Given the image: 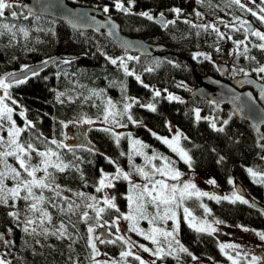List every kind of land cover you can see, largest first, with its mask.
Here are the masks:
<instances>
[{"label":"trees","instance_id":"trees-1","mask_svg":"<svg viewBox=\"0 0 264 264\" xmlns=\"http://www.w3.org/2000/svg\"><path fill=\"white\" fill-rule=\"evenodd\" d=\"M9 2L13 7L5 10V16L0 18V25H14L15 38L0 28V32L4 33L0 35V77L57 55L60 59L38 70L36 75L26 76L24 83H12L9 89L11 99L6 98L5 101L13 108L12 115L21 128L25 126V120L34 125L21 133L19 141L25 145L32 143L37 151L51 148L59 154L64 164L69 165L64 172L54 168H49V172L55 176L54 183L61 186L62 196L69 197L70 201L80 207L74 208L73 213L65 214L60 208L66 209L67 202L61 198L55 199L58 207H52L48 202L40 205L52 216L51 224L46 223L45 226L54 231L64 223L72 237L67 239L25 233L22 224L17 227V221L7 213L18 210L20 220L23 221L26 214L33 215L27 212L29 202L18 201L16 209L0 206V234L3 235L0 240V258L9 264H67L73 261L93 264L90 259L87 228L96 226L97 220L95 211L85 208V204L90 203L87 199L90 196L114 197L119 212L106 206L99 223L107 221L110 224L125 214L126 197L130 187L128 181H114L113 188L99 193L95 188L102 172L115 173L117 165L130 172L131 177L134 176L135 171L128 156H132V163L136 166L142 165L140 159L143 157L132 154L133 151L129 148L130 138L134 135L145 142L148 152H157L158 156L159 153L168 155L180 168L186 167L211 176L222 185L224 194L233 189L229 183L230 179L245 188L247 204L238 200L233 202V199L225 200L222 197L224 194L218 193V200L191 198L187 204L196 214H209L211 220L213 218L220 223L246 226L252 231L254 228L264 231V210L252 205L249 200L255 199L261 205L260 202L264 199V182H258L260 178L252 177L247 171L252 168L264 174V127L263 134L257 135L247 122L235 117L229 106L189 96L190 90L196 86L195 75H217L216 61L228 63V73L231 77L250 73L260 74L264 80V73L256 71L258 67L264 66V49L254 46L260 44L259 40L244 39L245 27L241 30L239 27L227 25L247 17V9L232 3L231 0H135L131 6L128 0H121L125 7H130V12L125 13L115 8V0H67L71 5H108L109 13L119 21L124 33L141 36L153 43H163L167 47L166 50L163 49L149 57L124 52L104 35H97L89 30L73 31L57 18L27 14L22 10L19 0ZM173 8L182 10L180 19H173L176 22L165 29L139 15L141 12L150 13L152 10L171 16L175 15L171 11ZM12 11H16L18 15L12 17ZM197 12L200 13L199 16L196 15ZM252 19L254 23L248 22L264 32V23L255 17ZM185 20L190 23H185ZM202 25H213L219 33L211 27L205 30ZM20 28L28 32L27 37L19 31ZM167 32H171V35H167ZM220 34H223V38ZM240 41L243 43L237 44ZM245 47L247 52L244 51ZM204 53L214 61H208L205 58L207 56L195 55ZM128 56L139 59L128 60ZM121 57L132 75H127L120 65ZM110 58L117 59V64L113 65ZM149 68L152 71H147ZM137 76L140 77L139 80L136 79ZM157 90L161 93L160 96H155ZM94 92L98 95H94ZM60 93L63 95H59ZM169 93H176L181 99L171 100ZM12 100L16 103L13 104ZM109 100L114 106L112 110L120 114L116 117L119 125L113 122L111 116L108 121L104 120ZM127 103H132V107L125 113L124 105ZM149 104L155 106L154 112L146 107ZM196 110H199V119L196 118ZM22 111L23 117L20 115ZM128 115L137 123L129 121ZM81 119L92 121L81 127L82 144L65 143L64 124ZM224 121L228 123L224 124ZM213 122L216 128L222 127L224 131L214 129ZM176 127L183 134L180 144L192 158L191 167H187L176 153L156 139V136L169 135ZM117 135L119 143L116 141ZM52 140L67 147L58 148L56 144L51 143ZM31 157V165L40 164L41 158L36 152H32ZM52 159L56 161V157ZM109 160L116 163H109ZM7 163L13 164L9 159ZM13 165L19 167L17 163ZM0 170H3L2 163ZM7 183L9 187L14 186L10 179ZM34 192L39 195L41 190L34 189ZM79 192H83L85 196L74 195ZM43 195L46 201L54 196L47 189L43 190ZM205 209L209 211L206 212ZM84 211L89 213L90 219L87 223L81 220ZM140 222L144 223L142 220ZM181 222L176 233L177 239L192 256H205L214 264L230 263L220 251L221 242L215 233L197 232L186 222ZM9 228L12 229L11 233L8 232ZM5 241L10 243L6 244ZM100 247L101 253L109 252L118 258L123 247L124 251L127 249L119 240L116 243L105 241L100 243ZM179 254L176 258L163 257L164 262L175 264L192 259L186 252ZM124 259L121 257L122 262ZM98 262L104 264L101 260Z\"/></svg>","mask_w":264,"mask_h":264},{"label":"snow or ice","instance_id":"snow-or-ice-1","mask_svg":"<svg viewBox=\"0 0 264 264\" xmlns=\"http://www.w3.org/2000/svg\"><path fill=\"white\" fill-rule=\"evenodd\" d=\"M135 0H128L129 6L133 5ZM232 3H235L236 5H239L241 8H245V4L241 3V0H231ZM253 3H255V0H252ZM262 3H264V0H261ZM13 7L12 3L9 2V0H0V18H3L5 16V10L11 9ZM115 8L119 11H123L125 13L130 12V7H125V5L121 2V0H115ZM103 11L105 13L109 12V8L105 6L103 8ZM173 13L179 17L181 14L180 8H173L171 9ZM247 11H249L253 16H257L259 21L261 23H264V15H258L257 12L253 11L251 8H247ZM260 12L264 13V7L260 8ZM18 14L16 11L11 12L12 17H16ZM139 15L146 17L149 20H153L154 17L149 12H141ZM197 16L200 15L199 12L196 13ZM160 20L161 23L167 27L168 24H174L175 20H165L164 19V13H160ZM26 18V17H25ZM185 23H190V21L185 20ZM247 24L246 21H241V26ZM195 26V25H193ZM14 25L9 24H2L0 25V28H3L5 31L12 34V37L15 38V32H13ZM202 27L207 30L209 27L213 29V31H217L219 33V30L216 29L213 25H202ZM20 32L23 33L25 37L28 36V32L20 28ZM245 31L251 32V35L254 37H257L260 41L264 42V32H260L257 30H251L250 28H245ZM3 32H0V35H3ZM220 37L223 38V34H220ZM243 41L237 42V44H241ZM256 47H259L260 49H264V43H260L258 45H254ZM219 51V49H217ZM245 52L248 51L247 47L244 49ZM199 55V54H195ZM208 58V57H205ZM128 60L133 59H139L138 57H132L128 56ZM254 59V58H253ZM65 63H68V61H64ZM110 62L113 65L117 64V59H111ZM47 63V62H45ZM120 65L123 67L125 73L127 75H132L133 73L128 70V67L126 63L124 62V58H120ZM147 71H152L151 68L147 69ZM257 72L264 73V66L259 67L256 69ZM36 72H32L31 75H36ZM8 77L13 78L14 82L16 84H22L26 81L27 77H17L15 73H9L7 74V77H0V89L3 90V95H0V130L4 129L3 121H8L10 123V126L6 129L8 139L5 140L4 137L0 136V147L4 148V151H0V163L3 164V170H0V206L4 207H10L13 209H16L17 202L20 200H23L27 203V212L32 213L33 215H27L23 221L20 220V212L18 210L9 211L7 214L8 216L12 217L14 220L17 221V227H20L21 224L23 225L22 230L25 233L29 234H36L41 236H48L53 235L57 236V238H67L72 239V237L68 234L67 228L64 223H61L58 228H56L54 231L50 230L48 227L45 226V224H51L52 222V216L49 213V211L40 205H42L45 202H48L51 204L52 207H58V205L55 202L56 198H61L63 201L67 202L66 209L60 208L62 212H65V214L73 213L74 208H79V204H75L74 201H70L69 197L62 196V189L59 184H55V176L49 172V168H54L58 170L59 172H64L65 169L69 167V165L64 164L60 160L59 154L52 150L51 148L47 149L46 151H37V149L34 148L32 143H27L26 145L24 143H21L19 141V137L22 132L26 131L28 128L34 127L31 121L25 120V126L23 128L17 127L15 121L12 118L13 108L10 107L6 102L7 99H11L9 95V89L12 86V81L8 80ZM137 80L140 79L139 76L136 77ZM145 87H148L145 85ZM94 95H98L97 93H93ZM155 96H160L161 93L157 90L155 91ZM59 95H63V93H60ZM261 96L264 97V91H262ZM169 99L171 100H177L178 97L175 96H169ZM136 102V101H133ZM12 103L15 104L16 101L12 100ZM132 107V103H127L124 105V112L127 113ZM151 111H155V106L152 104H149L146 106ZM114 106L112 105L111 100L107 102V107L105 109V115L104 120L108 121L109 116L113 118V122L119 125V120L116 119L118 115H120L118 112L113 111L112 109ZM20 115L23 117L24 112L22 111ZM196 118L199 119V110H196ZM127 119L131 121L133 124L137 123L135 120H133L131 115L127 116ZM63 123V122H62ZM84 123H92L91 120H84ZM224 124H227L228 121H224ZM67 127V125H64ZM125 126V125H120ZM212 127L216 129L217 131L223 132L224 129L216 128L215 122L212 123ZM105 131H108V129H105ZM155 136L156 134L153 133ZM183 136L182 133H177L175 136H173L172 139H168L167 137H160L156 136V139L160 140L164 145H166L173 153H176L180 159L189 165L191 167L192 164V158L189 155L188 151H186L183 147L180 145L181 137ZM184 139H187V137H183ZM116 141L119 143V136H116ZM52 144H56L58 148L60 147H67L63 144H57L56 140L51 141ZM133 149L136 152L137 155H141L144 157L146 161V165H151V170L146 171L145 167L136 166L132 163V156L129 155V163L132 165L134 171L136 174L141 176L143 180L145 181L143 184L140 183H134L131 179V173L124 171L119 165L116 166V170L114 174H107L103 173L101 175L100 180L98 181V186L95 188L96 192H101L104 189L107 188H113L114 181L124 180L129 182V194L127 195L126 199L128 201L129 206V212L127 214H122L123 219L130 222L129 231L136 232L137 234L144 237L146 240H150L152 244L156 245L155 250H152L148 247H145L144 245H139L140 248L143 249L144 252H152V255L155 256L157 259H162L166 255H171L173 251H176L177 249L180 252H186L189 256H192L190 252H188V249L185 248L177 239L176 233L178 232V223L176 224V227H174L171 231L165 230L160 227H152L150 231L145 232L143 229L139 227V221L140 220H147L150 225L155 224V222L159 221H176V212L175 208L180 207V205L189 198L192 197H203V196H209L207 192H202L199 189H197L196 185L194 183L190 182H183L182 185L178 183H169L168 181H180L181 173L179 170L174 168L172 166V163L169 161V158L166 156H157L155 153L153 155L149 156L146 152L143 150L146 149L148 146L143 144L140 140H132ZM264 147V145H262ZM71 151V149H69ZM36 152L37 156L41 158L40 164L32 166L30 164L31 161V153ZM121 155H124V153H121ZM8 157H14L15 160L18 163V168L13 167L12 165L7 163ZM52 157H56V161H53ZM161 160L162 164L160 166H157L152 163V161L155 160ZM223 157H221V160ZM109 163L115 164V161L109 160ZM249 174L252 177H259L260 180L258 182H264V174L258 173L254 171L252 168L247 169ZM38 172H43V177H37ZM26 174V175H25ZM159 177V178H157ZM12 180L14 182V186L9 187L6 184L7 180ZM209 183L215 184L214 180L209 181ZM229 183H234L231 179L229 180ZM34 189H40L41 192L39 195H37L34 192ZM49 190L54 194L52 198H47L43 195V190ZM22 193H24L22 195ZM77 197H84L85 194L83 192L75 193L74 194ZM210 199H220L219 197L211 196ZM89 201H92L90 203L85 204V208L87 209H93L95 211V219L97 220V224L99 227L103 228L105 224L108 222L105 221L103 224H100L99 221L101 219V214L104 213L105 208L104 207H97V198L95 196H90L87 198ZM223 199L228 200L229 197L225 196ZM241 201L242 203L247 204L248 201L244 199V197L236 192L233 193V202L235 201ZM11 202V203H10ZM103 204L107 206V208L110 209H116L117 212H119V209L117 208L114 197L108 198L107 196L103 199ZM149 206L154 207V212L149 213L148 208ZM206 212H208V209H205ZM38 215H35L37 214ZM184 218L188 220L190 217H192V213L189 211L188 208H184ZM89 217L88 211H84L81 215V220H83L85 223H87ZM194 219V218H193ZM216 223H220V221H216ZM116 224V221H113V225ZM189 226L195 228L197 232H215L216 229L213 228L211 225H205L203 222L200 225H196L189 222ZM39 229V231H38ZM12 229L9 228L8 232L11 233ZM116 231L119 232V227H116ZM88 232V247L91 249V257L90 259L93 261V264H99L98 261H96V256H98L100 253L97 249L95 240H99L100 243H105L104 240L100 239L99 236L94 237L95 229L93 226H88L87 228ZM261 240H264V232L258 233ZM163 238L164 243L167 245V251L164 246H162L161 239ZM3 239V235L0 234V240ZM123 241L124 244L128 245L127 251H122L120 253L121 257H129L133 256L134 253L131 251V248L133 247L132 242L130 239H125L122 235H117L115 240H108L107 243H116V241ZM5 243H10L9 241H5ZM39 243V241H37ZM173 245L176 247L174 248ZM238 245L234 244H221L220 245V251L224 253L227 256V259L231 261V264H241V257L243 256L245 259H247L248 254L242 253L241 251H238ZM226 249H232L235 251V255L229 254L226 252ZM137 261L140 262V264H145V261L141 259L139 255H135L134 257ZM192 259H197L195 256H192ZM0 264H9L8 261L5 259L0 258ZM104 264H108L107 261L104 262ZM151 264H156L155 260L151 262ZM248 264H264V260H262L261 257H258L256 255H252L250 260L248 261Z\"/></svg>","mask_w":264,"mask_h":264},{"label":"water","instance_id":"water-1","mask_svg":"<svg viewBox=\"0 0 264 264\" xmlns=\"http://www.w3.org/2000/svg\"><path fill=\"white\" fill-rule=\"evenodd\" d=\"M19 2L22 10L26 11L27 14L57 18L76 32H87L89 30L94 34L104 35L127 53L151 57V55L154 56L167 48L163 43H153V41H147L141 36L124 33L121 30L119 21L109 12L105 13L99 7L71 5L67 0H19ZM164 19L167 20L165 17ZM154 22L163 25L159 15L154 17ZM244 27L251 30L255 29L250 22L245 24ZM57 59H60L59 55L40 63L27 65L25 68L19 71L16 70L13 73L20 78L30 76L32 72L37 73L38 70L40 71L47 65L57 62ZM218 68L219 75H195L196 86L190 90L189 96L191 98L197 96L200 99H209V101L219 105L229 106L235 117L247 122L255 134H263L264 97L261 96V93L264 91V81L257 79L250 73L237 74L234 77L229 76L227 62L218 64ZM5 77H7V74ZM8 80L14 83L13 78L8 77ZM233 187L236 193L248 197L245 188L239 182H234ZM214 191L221 194L218 189ZM249 200L252 205L254 204L255 207L264 210V206L258 204L255 199Z\"/></svg>","mask_w":264,"mask_h":264},{"label":"rangeland","instance_id":"rangeland-1","mask_svg":"<svg viewBox=\"0 0 264 264\" xmlns=\"http://www.w3.org/2000/svg\"><path fill=\"white\" fill-rule=\"evenodd\" d=\"M241 3L245 4V6H246L245 9L251 8L253 11L257 12L258 15H264V13L260 12V8L264 7V3H262L261 0H255V3H253L252 0H241ZM93 6H96V5H93ZM99 8H101L103 10L104 7H100L99 6ZM254 8L257 9V10H254ZM248 13H249V15L247 17H244V19H240V21H238V22H237V20H234L233 22H230L227 25L228 26L230 25L231 27L232 26L233 27L236 26V27L241 28V30H244L243 29L244 25L241 26V21H247V22L250 21V22H252L251 16H253V15L249 11H248ZM254 17H255V19H258L257 16H254ZM258 21H259V19H258ZM255 30L262 32V30H260L257 27L255 28ZM249 38L251 40V38L252 39H256L257 37H254L251 34L248 35V32H246L245 35H244V39L248 40ZM259 42L260 43H264V42H262L260 40H259ZM199 56H203L204 57V56H207V54L206 53L199 54ZM0 95H3V90L2 89H0ZM168 95L169 96H175V97H178L179 99H181L180 98L181 96L176 95V93H174V94L173 93H169ZM12 118L15 121L16 126L17 127H21L20 124H17V122H16V120L14 118V115H12ZM84 120L81 119L80 121L66 122L67 127L64 126L65 133H66L65 134L66 135L65 143H68V144H72L73 143L74 145L75 144H82L83 135L81 133V127H82L83 124L85 125ZM3 124H4V129L0 130V136L4 137V139L7 140L8 139V135H7L6 129L10 126V123L8 121H3ZM177 133H181V132L179 131V128L176 127V128H173L171 130L169 135L167 134L166 136H163V137H167L168 139H172L173 136H175ZM132 140H140V139L137 138V136H135V135L131 136V138H130L131 142L129 143V145H130L129 148L132 149V151H133L132 154H135L136 152L133 149ZM140 141L143 144H145V142H143V140H140ZM180 143H181V141H180ZM0 151H4V148L0 147ZM143 151L146 152L147 155H149V156L153 155L152 152H148L147 149H144ZM155 154L158 156L157 152ZM159 155L168 157L169 161L172 163V166L174 168H176L177 170H179L180 173L182 174L181 178H180V181H171V180H169L168 181L169 183H178V184H181V185H182L183 182L194 183L196 185L197 189H199L202 192H207L209 194V196H203V197H199V198L192 197V198H196V199L200 200L201 198L202 199L203 198L210 199L209 197H211V196L217 197L216 196V192L214 191L215 189H218L219 191H222L221 195L224 194L223 189H222V185L217 183L215 181V179H213L211 176H208L206 174H202L201 172L198 173V172L194 171L193 169L192 170L191 169H187L186 167H181L180 168V166L175 163V160L170 158L168 155L161 154V153H159ZM7 159L12 161L13 164L17 163V161L15 160L14 157H8ZM179 159H180V157H179ZM140 161H142V165L140 167H145L146 171H150L151 170V165H146V161H145L144 157H142L140 159ZM152 163L157 165V166H160L162 164V161L157 159L155 161H152ZM9 164L14 166L12 163H9ZM17 165H18V163H17ZM187 167H189V165H187ZM104 173L114 174V173H108L106 171H104ZM133 175L134 176L131 177V179H132V181L134 183L143 184L145 182L143 180V178L141 176L137 175L135 172L133 173ZM37 177H43V172H38L37 173ZM157 178H159V177H157ZM211 180H214L215 184L209 183V181H211ZM6 184L9 185L7 183V181H6ZM233 185L234 184L232 183V186ZM232 188L233 189L228 191V194H224L222 197L227 196V197L230 198L229 200H232L233 199V193L236 192L235 188L234 187H232ZM105 197L106 196H104V197L96 196V198H97V201H96L97 202V207H104V208L106 207V205L103 204V199ZM190 199L191 198L186 199L180 205V207L174 209L175 212H176V221L175 222L172 221V220H168L166 222L158 220L157 222H155V224L150 225L147 220H142V222H144V223L146 222V224H144V223L142 224L140 222L141 221L140 220L139 221V227L141 229H143L145 232L150 231L152 227H160V228H163L165 230L171 231L174 227H176L177 223H178V228H179L180 223H182L181 220L186 222V224L188 226H189V222L190 221L192 223L196 224V225H200L203 222L205 225H211L213 228L216 229L215 232H211V233H215V235L219 238V240L221 242L220 244H234V245H238L239 248L236 249V250L241 251L242 253H247L248 254L247 259H245L243 256L240 258L241 259V264H248V261L250 260L252 255H256V256L260 257V255L257 254V251H260V250H262V252H263L262 255L264 257V240H261L260 236L258 235V233H261V232H264V231L258 230L256 228H254V230L252 231L246 226L240 227V226H235V224H233V225L225 224L224 222L216 223V221H214L213 218H212V220L210 219L209 214L208 215L196 214V211L191 206H189L187 204V202H189ZM90 202H92V201H90ZM260 203H261V205L264 206V199ZM203 206H204V203H203ZM185 207L188 208L189 211L192 213V217H190L188 220H186L184 218V216H185L184 208ZM124 212H125V214H127L129 212L128 201H127V205H126V210ZM148 212L149 213H153L154 212L153 206L148 208ZM115 221H116L115 225H113V222H111L110 224L109 223L105 224V226L103 228L99 227L98 224L96 226H93L94 229H95V232L93 234L94 237L95 236H99L100 239H102L104 241H108L112 236H113L112 240H115L117 235H122V236L125 237V239H130V241L132 242L133 247L131 248V251L134 253V255L126 257L123 260L124 262H122L121 261V257L119 255H117V256H119V258H118V257H115V256L111 255L109 252L107 253L108 255L101 253L100 242H99V240H95L97 249H98V251L100 253L98 256H96V261H98V260L99 261L101 260V262L107 261L108 264L109 263H111V264H128V263L129 264H140V262L137 261L134 258L135 255H139L141 257V259H143L145 261V264H151V262L154 261V260H155L156 264H167L166 262H164L165 260L163 258L162 259H157L155 256L152 255V252H144L143 249L139 247V245H144L145 247H148V248H150L152 250H155L156 245L152 244V242L150 240L144 239L143 236L137 234L136 232L129 231L130 222L127 221V220H124L123 216L119 217V219L115 220ZM100 224H103V223L100 222ZM116 227H119V229H120L119 232L116 231ZM193 229H195V228H193ZM205 232H208V231H205ZM160 239H161L162 246H164L166 251H167L166 243H164L163 238H160ZM120 242L123 244V246H125L127 248L126 251L129 250L128 249V245L124 244L123 241H120ZM173 247L175 248L176 246L173 245ZM250 249H254L255 252L250 254L249 253ZM124 250H125V248L123 247L122 251H124ZM226 252H228L229 254L235 255V251L232 250V249H226ZM179 253H180V251L177 249L176 251H173L171 253V255H166L164 257L174 256V258H176L178 255H180ZM195 257L197 258L195 260L191 259L189 262L182 261V262H176L175 264H214L209 259L205 258V256H203V257L195 256ZM226 258H227V256H226ZM229 262H230L229 264H231V261H229ZM242 262H244V263H242ZM67 264H85V263H80V261H77V262L73 261V262L67 263Z\"/></svg>","mask_w":264,"mask_h":264},{"label":"flooded vegetation","instance_id":"flooded-vegetation-1","mask_svg":"<svg viewBox=\"0 0 264 264\" xmlns=\"http://www.w3.org/2000/svg\"><path fill=\"white\" fill-rule=\"evenodd\" d=\"M254 10H257V9H255L254 8ZM161 13V12H160ZM160 13H155V12H153L152 10L150 11V14L153 16V17H156L157 15H159ZM164 17L167 19V20H169V21H171V20H173V19H175V18H177V19H180V17H177V15L175 14V15H171V16H167L166 15V13H164ZM252 18H254V16H251V20H252V22L254 23V19H252ZM153 22H154V19L152 20ZM155 24H157V26L158 27H160V28H162V29H165V28H168V25H170V24H168L167 25V27H165V26H163V25H161V24H158V23H156V22H154ZM255 28H256V26H255ZM255 30V29H254ZM170 33V34H169ZM167 32L166 34L167 35H171V32ZM248 35H250V34H248ZM208 61H210V62H213L214 60H212L211 58H206ZM216 63V69H217V75H219V73H220V71H219V68H218V64H220L219 62L217 63V61L215 62ZM253 76H255L257 79L259 78L260 80H262V81H264L263 80V78L260 76V74H257V75H253ZM246 199V198H245ZM250 252V254L251 253H253V252H255V250L254 249H250L249 250ZM262 250H260V251H257V254L258 255H260V257L262 258V260H264V257H263V255H262ZM259 257V256H258Z\"/></svg>","mask_w":264,"mask_h":264}]
</instances>
